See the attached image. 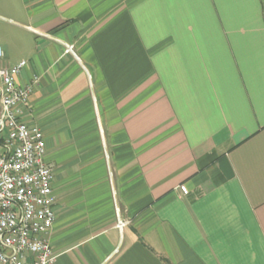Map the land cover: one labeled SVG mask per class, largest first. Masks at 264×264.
I'll use <instances>...</instances> for the list:
<instances>
[{
  "label": "crops",
  "instance_id": "crops-1",
  "mask_svg": "<svg viewBox=\"0 0 264 264\" xmlns=\"http://www.w3.org/2000/svg\"><path fill=\"white\" fill-rule=\"evenodd\" d=\"M0 47L53 264H264V0H0Z\"/></svg>",
  "mask_w": 264,
  "mask_h": 264
},
{
  "label": "built area",
  "instance_id": "built-area-1",
  "mask_svg": "<svg viewBox=\"0 0 264 264\" xmlns=\"http://www.w3.org/2000/svg\"><path fill=\"white\" fill-rule=\"evenodd\" d=\"M65 53L75 57L72 45H65ZM25 66L20 61L0 67V264H53L48 241L55 220L52 170L44 163L41 131L21 119L32 93V84H17ZM178 190L186 194L185 186ZM127 224L117 216L119 232Z\"/></svg>",
  "mask_w": 264,
  "mask_h": 264
}]
</instances>
